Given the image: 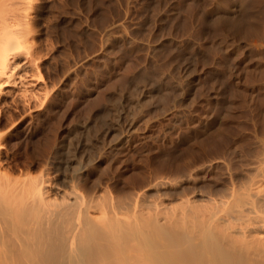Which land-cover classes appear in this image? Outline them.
<instances>
[{"label":"rangeland","instance_id":"rangeland-1","mask_svg":"<svg viewBox=\"0 0 264 264\" xmlns=\"http://www.w3.org/2000/svg\"><path fill=\"white\" fill-rule=\"evenodd\" d=\"M32 15L44 96L23 112L0 99L17 128L5 148L13 173L81 188L61 182L52 158L78 124L71 143L94 146L81 172L94 167L93 194L116 206L172 209L253 187L264 164V0H39Z\"/></svg>","mask_w":264,"mask_h":264},{"label":"bare ground","instance_id":"bare-ground-1","mask_svg":"<svg viewBox=\"0 0 264 264\" xmlns=\"http://www.w3.org/2000/svg\"><path fill=\"white\" fill-rule=\"evenodd\" d=\"M34 45L0 68V99L22 112L44 96L34 87L42 77ZM6 123L0 116V264H264V164L253 187L228 200L187 198L172 209L136 201L125 209L93 194V165L84 178L81 167L94 146L71 143L78 124L52 157L61 182L80 183L83 190L75 191L42 175L13 173L5 148L17 128Z\"/></svg>","mask_w":264,"mask_h":264},{"label":"clouds","instance_id":"clouds-1","mask_svg":"<svg viewBox=\"0 0 264 264\" xmlns=\"http://www.w3.org/2000/svg\"><path fill=\"white\" fill-rule=\"evenodd\" d=\"M37 3L39 0H0V68L31 52L38 32L32 15Z\"/></svg>","mask_w":264,"mask_h":264}]
</instances>
